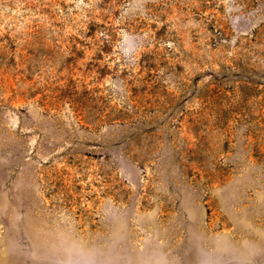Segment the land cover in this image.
<instances>
[{"label":"rangeland","instance_id":"rangeland-1","mask_svg":"<svg viewBox=\"0 0 264 264\" xmlns=\"http://www.w3.org/2000/svg\"><path fill=\"white\" fill-rule=\"evenodd\" d=\"M0 264H264V0H0Z\"/></svg>","mask_w":264,"mask_h":264}]
</instances>
